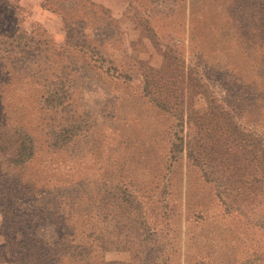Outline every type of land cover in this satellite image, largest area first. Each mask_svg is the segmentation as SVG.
<instances>
[{"label": "rangeland", "instance_id": "obj_1", "mask_svg": "<svg viewBox=\"0 0 264 264\" xmlns=\"http://www.w3.org/2000/svg\"><path fill=\"white\" fill-rule=\"evenodd\" d=\"M0 1L17 7L20 49L32 47L1 95L9 134H27L34 147L33 161L12 173L22 186L40 181L44 204L60 205L61 215L91 211L99 229L115 226L116 204H132L139 233L147 221L156 246L148 255L130 249L125 225L107 262L264 264V197H251L245 217L226 215L186 154L171 161L174 120L145 97L141 71L142 62L163 67L173 41L188 60L201 52L218 97L264 138V0H90L75 37L45 0ZM1 255L0 264H13Z\"/></svg>", "mask_w": 264, "mask_h": 264}, {"label": "trees", "instance_id": "obj_2", "mask_svg": "<svg viewBox=\"0 0 264 264\" xmlns=\"http://www.w3.org/2000/svg\"><path fill=\"white\" fill-rule=\"evenodd\" d=\"M89 2L65 0L55 6L51 0H45L44 7L58 13L66 24L68 37H75L86 29L79 12L85 11ZM16 9L0 1V236L4 239L0 256L2 250H7L13 264H124L107 262L103 254L109 245L120 246L119 236L126 226L131 231L130 249L148 255L156 246L149 237L154 229L145 221L144 233H139L143 223L137 226L132 204L128 207L116 204L112 215V219L117 218L115 226L107 223L99 229L90 216L91 211L76 210L61 215L60 205L54 208L44 204L46 191L38 188L40 181L28 179V185L22 186L20 179L13 177V172L33 161L35 153L27 134H9L1 98L2 89L9 82L5 78L11 76L19 60L30 56L32 50V47L26 51L20 49L19 40L23 36L18 30ZM152 40L157 46L155 38ZM78 45L90 47L82 41ZM198 53L200 61L188 60L179 42L173 41L166 45L163 67L142 62L143 93L174 120L168 149L171 161L186 154L204 181L214 187L224 213L245 217L251 197H264V138L244 125L238 106L225 104L218 97L203 70L207 67L202 54ZM11 152L14 154L10 155ZM127 198L135 199L133 194ZM149 205L146 203L145 207ZM85 217L89 221L84 223ZM51 218L55 222H50ZM48 229L53 230V236L48 235ZM135 238L139 240L135 242ZM169 260L165 259V263Z\"/></svg>", "mask_w": 264, "mask_h": 264}]
</instances>
